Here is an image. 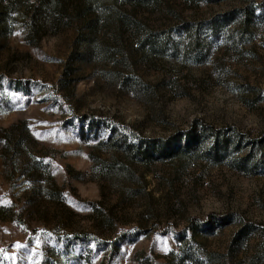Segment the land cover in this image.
I'll use <instances>...</instances> for the list:
<instances>
[{
  "label": "rangeland",
  "instance_id": "374dc122",
  "mask_svg": "<svg viewBox=\"0 0 264 264\" xmlns=\"http://www.w3.org/2000/svg\"><path fill=\"white\" fill-rule=\"evenodd\" d=\"M142 16L172 38L157 55L126 34L117 67L73 64L72 31L35 41L12 20L0 35V141L26 124L62 195L40 194L0 146V264H264V154L248 158L264 135V0H171ZM89 118L183 153L111 185L92 171L106 151L79 138Z\"/></svg>",
  "mask_w": 264,
  "mask_h": 264
},
{
  "label": "trees",
  "instance_id": "16d2710c",
  "mask_svg": "<svg viewBox=\"0 0 264 264\" xmlns=\"http://www.w3.org/2000/svg\"><path fill=\"white\" fill-rule=\"evenodd\" d=\"M169 1L171 0H0V35L7 37L11 34L12 20L23 29L27 38L33 37L35 41L48 33L72 31L75 50L70 60H73V64L91 65L98 58L107 56L114 67H117L125 60L126 34L134 37L137 35L139 47L146 49L149 46L157 55L166 48L172 38L171 30L155 27L147 29L149 26L145 24L144 27L146 21L142 11ZM250 11L248 30L255 24L258 16L254 8ZM120 78L124 86L135 83L132 75L123 73ZM79 81V78L72 79L71 76L67 82H72L75 88ZM67 82L66 86L70 87ZM100 120L89 118L85 123L82 121L79 138L82 141L95 140L99 148L106 151L105 155L91 154L92 171L98 177L110 181L111 185L122 184L125 180L140 182L143 175L142 172L137 174V170L141 167L183 153L181 146H178L180 140L168 142L151 139L134 131L127 123L113 125L104 122L105 119ZM217 136L218 134L216 139ZM194 143L198 142H191ZM35 144L36 140L26 124H14L5 130L0 141L2 157L6 165L12 163L15 169L20 170L21 178L39 181L40 194L62 198L50 163L35 157ZM249 149L248 158L255 151L264 154V135L253 141ZM69 173H73L71 169ZM76 238L96 239L91 234Z\"/></svg>",
  "mask_w": 264,
  "mask_h": 264
},
{
  "label": "snow or ice",
  "instance_id": "6c2138e0",
  "mask_svg": "<svg viewBox=\"0 0 264 264\" xmlns=\"http://www.w3.org/2000/svg\"><path fill=\"white\" fill-rule=\"evenodd\" d=\"M17 247H23V245H20L19 243L17 244ZM0 251H2V250H0Z\"/></svg>",
  "mask_w": 264,
  "mask_h": 264
}]
</instances>
